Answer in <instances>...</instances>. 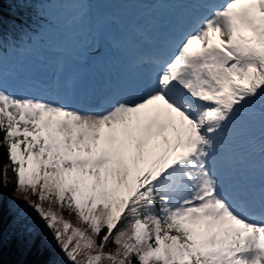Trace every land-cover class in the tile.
I'll return each instance as SVG.
<instances>
[{
    "label": "snow or ice",
    "instance_id": "snow-or-ice-1",
    "mask_svg": "<svg viewBox=\"0 0 264 264\" xmlns=\"http://www.w3.org/2000/svg\"><path fill=\"white\" fill-rule=\"evenodd\" d=\"M144 62L152 79L90 111L13 94L0 71L15 187L69 264H264V165L257 184L218 156L237 125L264 141V0H221Z\"/></svg>",
    "mask_w": 264,
    "mask_h": 264
},
{
    "label": "trees",
    "instance_id": "trees-1",
    "mask_svg": "<svg viewBox=\"0 0 264 264\" xmlns=\"http://www.w3.org/2000/svg\"><path fill=\"white\" fill-rule=\"evenodd\" d=\"M72 1L0 0L2 64L26 54L35 44L46 43L48 37L62 38L65 33L81 27L82 22L74 19L77 9L73 8ZM262 148L264 142L260 140L259 124L247 132H241L237 125V128L226 132L221 141L222 167L231 166L240 179H243L244 173L255 175V170H262L256 164L258 160H264ZM6 164L9 163L5 150L0 148V199L3 204L0 245L3 264H66L65 261L60 262L62 252L45 222L28 204L16 198V178L9 170L8 186H3ZM48 239L50 241L46 242Z\"/></svg>",
    "mask_w": 264,
    "mask_h": 264
},
{
    "label": "rangeland",
    "instance_id": "rangeland-1",
    "mask_svg": "<svg viewBox=\"0 0 264 264\" xmlns=\"http://www.w3.org/2000/svg\"><path fill=\"white\" fill-rule=\"evenodd\" d=\"M146 3L147 0H91L90 2H88V0H73V8L77 9L73 15L74 19H76L78 23L83 22V26L79 27L76 33H74L75 31L65 33V36L62 38L55 36L48 37L46 43L35 44V46H32L31 50L26 51V54L18 55L14 60H7L4 62L2 66H0V71L3 73L8 90L12 93L18 92L19 95H25L29 86L35 84L44 86V83L47 81L50 83L55 82L58 75L62 76L63 79L66 78V72H70V76L73 77L74 84H76L75 92L82 95L87 78L93 76L92 78L97 81L98 78L101 79L103 77V72L115 68L114 63L110 64L106 59L110 56H114L113 53H115L116 50L108 47L103 37V30L107 28L106 25H108L109 28L118 29L117 27L120 24L116 19L117 13H113L114 10L112 9H118L120 11L118 13L123 14L120 8L123 7L127 10L130 7V14L127 16L121 14V16L125 18L133 13L131 7H136L138 9L140 5L144 6ZM104 12H112V15H107L104 17L103 22L96 23V20L100 18ZM195 27L196 26H194V28ZM97 28L102 30V35L98 32ZM75 52L83 53L87 56L89 54H94V58L90 60L79 58ZM94 60L96 62L92 64ZM86 64L89 65L88 68L85 66ZM134 65L137 67L139 75L146 80L150 74L149 67L151 65L146 62H134ZM94 71H96L97 76L93 74ZM155 74L156 72L153 73L152 77H154ZM60 76L58 77V81H60ZM65 86L66 85H62L60 88L64 90ZM218 156H220V149H218ZM256 164L258 168H262L264 160H258ZM5 166L11 174H13L10 164H6ZM254 172L256 173L254 177L246 176L245 180L251 179L258 184L261 180L262 170L259 171V169H257ZM15 196L16 198L19 197L17 199L27 205L18 190L15 192ZM28 199L34 200L36 197L30 195ZM44 207L47 208L48 204L45 203ZM53 210L60 212L57 206H53ZM62 215L63 218L70 221L73 226H78V219L74 214L64 211ZM83 226L84 225L81 227ZM49 241V239L46 240V242ZM62 261L69 264L63 253L60 255V262Z\"/></svg>",
    "mask_w": 264,
    "mask_h": 264
},
{
    "label": "bare ground",
    "instance_id": "bare-ground-1",
    "mask_svg": "<svg viewBox=\"0 0 264 264\" xmlns=\"http://www.w3.org/2000/svg\"><path fill=\"white\" fill-rule=\"evenodd\" d=\"M176 1L183 2V0H174V2H171V4H168V3L165 2L166 5H165V8L163 9V13H166V12L173 13L174 12V9L170 5L176 3ZM156 2L154 3L153 0H149L146 6L140 5L138 7V9L136 7H131V10L133 11V13L131 15L134 16V15L137 14V17L139 15H143L144 13H150L151 15H154V13L156 12V8H155L156 7ZM116 5L119 6L118 4H116ZM120 9L122 10L123 15L127 16L128 14H130L129 13L130 12V7L127 10H125L123 7H121ZM151 10H153V12H149ZM118 14L119 13H117L116 15H118ZM120 14H122V13H120ZM103 16H107V14H105ZM130 17L131 16H129V18ZM129 18H127V22H122L117 27L118 29H117L116 32H117V35H119V37H120L119 43L121 42L122 43V46H121V44H117L116 47H115L116 48V51H115V53H113L114 56H110V57H108L106 59L110 64L114 63V67L115 68H117L119 64H121L122 62L127 61V60L128 61L131 60L132 63H133L134 60H135V58H136V50L141 49V46H139V47L138 46H135L131 42V40H130V38L128 36V31L127 30L130 27V25L128 23H130V21H132V19L128 20ZM96 21H97L96 23H98L100 20H96ZM102 22H103V18H102ZM75 54H77V56L79 58H86L87 60H90V59L94 58V54H89L88 56L85 55V54H83V53H79V52H75ZM150 65H151L149 67L150 68V74L147 77V79L144 80V81H147V80L152 79L153 78L152 77L153 76V73L156 72V67L154 65H152V64H150ZM85 66L87 68L89 67L88 64H86ZM103 73H104L103 74V77L101 79L98 78V80H97L98 83H100V84L105 83V81L107 79V76L110 73H112V72H110V73L103 72ZM93 74H95L97 76L96 71H94ZM92 77L87 78L85 86H89V84L91 83V80L93 79ZM71 80L74 82V80L72 78H71ZM85 92H86V90H85ZM77 225L79 227L82 226V224H80L79 222H77Z\"/></svg>",
    "mask_w": 264,
    "mask_h": 264
}]
</instances>
